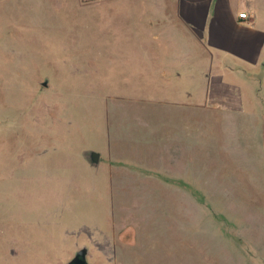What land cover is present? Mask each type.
<instances>
[{
  "label": "rangeland",
  "instance_id": "374dc122",
  "mask_svg": "<svg viewBox=\"0 0 264 264\" xmlns=\"http://www.w3.org/2000/svg\"><path fill=\"white\" fill-rule=\"evenodd\" d=\"M102 7L110 17L105 0H0V264H66L84 246L89 264H264L258 176L160 144L177 106L153 109L144 63L118 52L144 35L102 29Z\"/></svg>",
  "mask_w": 264,
  "mask_h": 264
},
{
  "label": "crops",
  "instance_id": "0c3cea01",
  "mask_svg": "<svg viewBox=\"0 0 264 264\" xmlns=\"http://www.w3.org/2000/svg\"><path fill=\"white\" fill-rule=\"evenodd\" d=\"M105 1L114 7L111 16L103 7L97 15L113 27L102 29L144 35L138 50L118 52H128L129 63H144L135 76L143 79L145 96L159 103L153 109L177 106L174 120L158 122L160 144H176L184 164L195 165L205 152L212 167L231 160L258 176L264 192V0H142L139 16L132 0ZM243 12L247 18L239 17ZM184 80L195 88L176 97L172 90Z\"/></svg>",
  "mask_w": 264,
  "mask_h": 264
},
{
  "label": "water",
  "instance_id": "95a60500",
  "mask_svg": "<svg viewBox=\"0 0 264 264\" xmlns=\"http://www.w3.org/2000/svg\"><path fill=\"white\" fill-rule=\"evenodd\" d=\"M42 85L44 87H48V80L42 82ZM85 158L92 166H98L101 159V153L95 150H89L85 153ZM88 256L89 249L84 246L78 251H76L74 256L70 260H68L66 264H89Z\"/></svg>",
  "mask_w": 264,
  "mask_h": 264
},
{
  "label": "bare ground",
  "instance_id": "6f19581e",
  "mask_svg": "<svg viewBox=\"0 0 264 264\" xmlns=\"http://www.w3.org/2000/svg\"><path fill=\"white\" fill-rule=\"evenodd\" d=\"M36 99V98H35ZM38 100V99H37ZM40 100V99H39ZM38 102V101H37ZM40 102V101H39ZM38 102V103H39ZM56 104V103H55ZM36 106H37V108H38V110H40V115H37V116H44L46 119H47V121H48V123L51 121V120H53V114H52V112H51V108H52V102H40V104H36ZM57 109V108H56ZM64 114V113H63ZM62 116V115H61ZM65 117V116H64ZM56 121H57V119H56ZM55 122V121H54ZM54 124V123H53ZM51 129V128H50ZM56 130V129H55ZM59 134V133H58ZM49 137H51V136H49ZM11 150H14L15 152H17V148L16 147H14V148H9L7 151L8 152H10Z\"/></svg>",
  "mask_w": 264,
  "mask_h": 264
},
{
  "label": "built area",
  "instance_id": "2783aa9c",
  "mask_svg": "<svg viewBox=\"0 0 264 264\" xmlns=\"http://www.w3.org/2000/svg\"><path fill=\"white\" fill-rule=\"evenodd\" d=\"M83 2H92V1H97V0H82ZM240 18H247V13L243 12L239 14Z\"/></svg>",
  "mask_w": 264,
  "mask_h": 264
}]
</instances>
